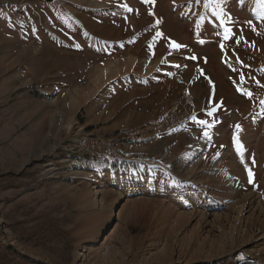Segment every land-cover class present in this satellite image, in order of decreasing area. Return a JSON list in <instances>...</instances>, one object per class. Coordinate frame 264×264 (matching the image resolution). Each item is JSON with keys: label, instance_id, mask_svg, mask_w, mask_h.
Here are the masks:
<instances>
[{"label": "rangeland", "instance_id": "obj_1", "mask_svg": "<svg viewBox=\"0 0 264 264\" xmlns=\"http://www.w3.org/2000/svg\"><path fill=\"white\" fill-rule=\"evenodd\" d=\"M92 1L0 0V264H73L82 244L77 264H229L160 258L198 202L181 172L193 134L213 136L192 166L211 202H229L222 226L248 192L264 204V0ZM224 160L231 188L212 170ZM95 190L116 204L91 245Z\"/></svg>", "mask_w": 264, "mask_h": 264}, {"label": "bare ground", "instance_id": "obj_2", "mask_svg": "<svg viewBox=\"0 0 264 264\" xmlns=\"http://www.w3.org/2000/svg\"><path fill=\"white\" fill-rule=\"evenodd\" d=\"M63 1L65 2L67 0ZM92 3L95 6H101L99 0H93ZM120 66L121 65L107 69H99L97 76L92 81L94 83H90L91 86L90 84L87 86L88 90H81L83 93L81 92L80 97L75 96V99H71V106L79 107L85 100H88L89 97H92L95 92H97L96 90L103 82L120 75V72L124 68H127L128 64H125L122 68ZM110 69L114 70L106 72ZM191 141L193 142V145L190 148L189 154L184 159L181 172H184L185 176L192 177L190 184L193 185V189L199 193L198 198H196L198 202H195L193 204L194 207L192 208L185 207L188 208L189 213L179 214L180 221L182 222V226L178 227V230L181 232L180 241H175L172 244L171 248L174 247V249H170L171 252L169 255L163 254L164 252H168L169 247V245L165 243L167 247L162 249L163 252L161 253L160 259L168 260V257H170V259L172 258V262H179L181 260L190 262L198 259V256H204L205 259H208L214 254L213 257H220L222 259L227 258L229 264H244L245 262L243 261L233 259V253L240 251L246 254V258L249 262L253 264H264V204L262 203L261 198L253 192L245 194L239 205L234 204L236 207L233 209L234 212L231 211L232 217L230 218L232 220L227 222L226 226H222V220L225 218L227 219L225 212L227 211L228 214L229 202L227 201L228 203L224 204L211 202L209 193L204 187V182L197 179L195 175L201 173L203 169L198 170L200 168L192 166V163L199 162L203 154L210 148L213 142V136L203 141H198L196 135L193 134L191 136ZM226 164L225 160L223 163L217 162L212 170H218L220 172L219 175L221 176V180L226 183L224 186L227 185L231 188L233 185L232 183H234L235 180L238 181L237 175H235L234 170L230 167L227 166V168ZM226 176L229 178H226ZM136 182L139 184L147 182L145 189L146 192L152 189L153 184L148 178L143 177L136 180ZM88 193H90V191ZM192 202H194V200H191L188 204H191ZM114 203L115 201L108 202L105 200L103 193L98 190H95L91 197L86 196V210L88 212L92 210L95 213L90 220L91 226L86 233L89 244L92 245L97 242L100 232L112 217V209L116 204ZM160 204L162 205L161 202ZM164 206L167 208L170 207L167 205ZM126 211L127 210H123L122 212ZM149 216L153 220L155 215L151 212ZM249 219H256L258 227L249 228L247 226ZM213 225H215V231L213 230ZM228 231L231 233L227 234ZM110 249L112 250V248ZM87 253L88 247H86L85 244L80 245L78 247L77 257H74L75 262L73 264L82 262L87 256ZM107 254L110 255L108 249H106V255ZM143 255L144 254L139 255V258L143 261H157L160 256H147L143 258Z\"/></svg>", "mask_w": 264, "mask_h": 264}, {"label": "snow or ice", "instance_id": "obj_3", "mask_svg": "<svg viewBox=\"0 0 264 264\" xmlns=\"http://www.w3.org/2000/svg\"><path fill=\"white\" fill-rule=\"evenodd\" d=\"M150 14H151V13H150ZM157 23H160V21H157ZM156 35H157V36H160V35H162V34L159 33V32H157ZM228 38H230V36H229V33L226 32V34H225V39H228ZM172 46L175 47V48H177V49L180 47V45H176V44H173ZM221 47L223 48V45H221ZM248 95L250 96L251 94L248 93ZM209 114H211V113H209ZM199 123H200V124H205L206 122H205V121H199ZM205 135H207V133H205ZM249 175L251 176V173H249ZM250 182H251V181H250Z\"/></svg>", "mask_w": 264, "mask_h": 264}, {"label": "crops", "instance_id": "obj_4", "mask_svg": "<svg viewBox=\"0 0 264 264\" xmlns=\"http://www.w3.org/2000/svg\"><path fill=\"white\" fill-rule=\"evenodd\" d=\"M200 91H201V89H200ZM204 91V90H203ZM203 91H201V92H203Z\"/></svg>", "mask_w": 264, "mask_h": 264}]
</instances>
